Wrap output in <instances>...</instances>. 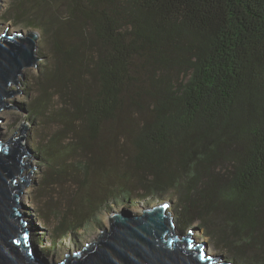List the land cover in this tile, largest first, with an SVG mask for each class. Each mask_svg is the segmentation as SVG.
I'll use <instances>...</instances> for the list:
<instances>
[{"label":"trees","instance_id":"1","mask_svg":"<svg viewBox=\"0 0 264 264\" xmlns=\"http://www.w3.org/2000/svg\"><path fill=\"white\" fill-rule=\"evenodd\" d=\"M0 16L48 44L19 105L57 126L30 144L39 193L76 188L40 204L44 253L78 245L109 203L169 199L178 230L264 264V0H9Z\"/></svg>","mask_w":264,"mask_h":264},{"label":"water","instance_id":"2","mask_svg":"<svg viewBox=\"0 0 264 264\" xmlns=\"http://www.w3.org/2000/svg\"><path fill=\"white\" fill-rule=\"evenodd\" d=\"M39 37L33 28L8 31L7 27L0 32V111L18 109L7 100L20 93L17 86L24 69L39 67L43 59L38 55ZM27 128L22 124L4 137L0 127V264H50L31 242L22 212L26 208L22 196L33 169ZM162 205H142L139 212L118 207L92 242L51 264H228L220 261L221 254L208 253L206 242L191 231L177 230L174 214ZM200 252L206 259H199Z\"/></svg>","mask_w":264,"mask_h":264},{"label":"rangeland","instance_id":"3","mask_svg":"<svg viewBox=\"0 0 264 264\" xmlns=\"http://www.w3.org/2000/svg\"><path fill=\"white\" fill-rule=\"evenodd\" d=\"M8 6H9V0H2L0 6V15L5 12ZM7 27H8V31H14L20 29L26 31L29 29L23 24L15 25L13 24L12 21L2 19L0 16V32H2ZM33 29L39 32L38 29L36 28ZM38 44H39V48L41 47L43 48L42 54H49L48 44L44 40H42V36L39 37ZM48 61H49L48 57L47 58L45 57L41 61H39V64L41 65L37 69L36 68L24 69V75L23 77H20V85L17 86L20 93L13 94V96H10L7 100L10 104L17 107L18 109H6L0 111V116L4 118V121L0 123V127H1V134L4 137L14 132L17 129H20L22 124L28 127L26 131L25 141L28 144L31 151L30 157H32L33 159L30 161V166L31 168L33 167V169L29 179L30 183L25 187L24 194L22 196L23 202L26 205V208L22 209V212H24L25 214L24 219L28 221L27 226L31 229V233H30L31 242H33L34 245L37 246L38 251L40 253V257L46 259L51 264L53 262L61 261L63 258H65L66 253L68 252L73 253L76 249L80 248L84 244L92 242L98 236L100 229L108 225V214L111 211L118 210L120 208H118L112 203H109L108 208L111 209L107 210L106 212H102L97 216L98 223L87 224L84 228L77 230L76 241L78 242V245H72L70 243H67V240L65 239L62 245L58 247L56 251L51 252L49 254H46L44 253V251H42L43 248H49L50 246L48 242L50 229L41 224L42 219L38 215V210L41 202L43 200L48 199V197H50L52 202L60 201L62 204V200H63L62 197L65 196V193L70 191V189H76L68 179H65V177L62 176L61 181L58 182L56 185L47 187L50 193L42 192V191L39 193L40 184L43 176L45 175L46 168L44 166V163H42L39 158V153L34 152L33 151L34 149H31L30 144L33 142H38L41 144L47 143L50 137H52L54 132L57 130V126L54 122L55 120L52 119L51 117H45L43 119L37 118L36 120L32 121L31 119H29V116L27 115V111L25 109L20 108L19 106L20 104H24L25 102H27L29 98H34L35 92H32V90L34 91V78L36 77L40 69L44 66V64L48 63ZM49 118L50 120H48ZM112 156L113 153L111 151L110 158H112ZM165 200H167L170 203V206H168L167 209L171 211V213H173L175 216L174 205L172 204L173 201L169 199H163L161 201H157V200L151 201L149 206L162 203ZM139 205H142V203H140ZM139 205H135V206L131 205L129 209L134 212H139L140 211ZM176 225L177 224L175 222V227ZM194 225H191L190 227L191 229L188 228L181 230L182 234H186L188 233V231H191L192 232L191 234L194 237H196L200 242H206V250L208 253L221 254L222 258L220 261H227L225 259L226 254L222 251L215 250L211 246L209 239L201 235V229H199V227L194 229L195 228ZM176 229L178 230L177 227ZM228 264L230 263L228 262Z\"/></svg>","mask_w":264,"mask_h":264},{"label":"snow or ice","instance_id":"4","mask_svg":"<svg viewBox=\"0 0 264 264\" xmlns=\"http://www.w3.org/2000/svg\"><path fill=\"white\" fill-rule=\"evenodd\" d=\"M162 207H167V205L165 204V205H162ZM199 259H201V260H204V259H206V257H205V255H204V253L203 252H200V254H199Z\"/></svg>","mask_w":264,"mask_h":264},{"label":"clouds","instance_id":"5","mask_svg":"<svg viewBox=\"0 0 264 264\" xmlns=\"http://www.w3.org/2000/svg\"><path fill=\"white\" fill-rule=\"evenodd\" d=\"M167 203V202H166ZM169 204V203H168Z\"/></svg>","mask_w":264,"mask_h":264}]
</instances>
